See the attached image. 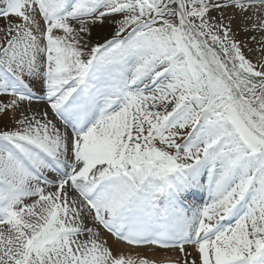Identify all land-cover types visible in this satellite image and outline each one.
Segmentation results:
<instances>
[{
  "label": "snow or ice",
  "instance_id": "snow-or-ice-1",
  "mask_svg": "<svg viewBox=\"0 0 264 264\" xmlns=\"http://www.w3.org/2000/svg\"><path fill=\"white\" fill-rule=\"evenodd\" d=\"M237 17L264 51V0H0V264H157L103 232L264 264V63Z\"/></svg>",
  "mask_w": 264,
  "mask_h": 264
},
{
  "label": "rangeland",
  "instance_id": "rangeland-1",
  "mask_svg": "<svg viewBox=\"0 0 264 264\" xmlns=\"http://www.w3.org/2000/svg\"><path fill=\"white\" fill-rule=\"evenodd\" d=\"M211 15L215 16L217 18L220 17V14H215L213 12L211 13ZM224 15L227 17L226 12H224ZM238 18L239 17H237L235 19V21H233L234 25L238 26L241 23V21H239ZM10 19H11V22H13V23L20 22L18 20V18H16V17H11ZM8 23H9V21L6 20L5 18H0V29L7 28ZM244 23L250 25L251 22L247 21ZM241 26L242 25H239V27H241ZM111 30H112V26L107 21L105 22V24L103 26L97 25L93 30V37H92L93 42H95V40L98 37L103 36V35H107ZM234 30H235L234 37H235V39H237L240 42L243 53L246 56V58L253 61L254 63H264V51H261V46L259 43V41L261 40V34L257 33V32L250 31V30L248 31V33L245 34L244 33L245 31L242 28L241 29L240 28H234ZM3 36H4L3 31H0V39H3ZM252 37H256V39L253 40V39H251ZM246 41H248L249 43H252L254 41V43L257 44L256 48H258V49L249 50L248 48H244ZM0 100L7 101V97L0 96ZM32 107H34V106H32ZM23 108H25V107H23ZM32 110L35 111V108ZM40 110H42V109H40ZM6 118H7V115H6ZM0 120H2V119L0 118ZM7 121H10L9 118H7ZM105 236L106 235L103 233L102 238L106 239ZM107 238H109V237L107 236ZM108 245H110V244L108 243ZM159 251H168V250H159ZM187 251H192V250H191V248H189V249H187ZM148 253H154V251H150ZM178 254H179V252H178ZM168 258H173V257H168ZM157 264H160V263H157Z\"/></svg>",
  "mask_w": 264,
  "mask_h": 264
},
{
  "label": "bare ground",
  "instance_id": "bare-ground-1",
  "mask_svg": "<svg viewBox=\"0 0 264 264\" xmlns=\"http://www.w3.org/2000/svg\"><path fill=\"white\" fill-rule=\"evenodd\" d=\"M224 12H226L227 17L232 15V10L231 9H227ZM213 13L220 14V12H213ZM238 20L241 21V18L239 17ZM245 22H247V21H245ZM249 22H251V21H249ZM239 25H242V24L240 23ZM239 25L237 26V25H234V23L232 24L233 35L235 33L234 28H240V29L242 28L243 29V25L241 27H239ZM244 33L246 34V33H248V31H245ZM256 46H257V44L254 43V41L252 43H249L248 41H246L244 48H248L249 50H256V49H258V48H256ZM7 99H9V98L7 97ZM32 106H34V107H32V109L35 108L34 112L40 111V109L43 110V108H44L43 104H33ZM22 107L26 108L27 107V103L25 102V104L22 105ZM10 116H11V113H9L7 115V118H10ZM0 118L2 119V120H0V127H3V124H5V123L9 124L10 127L12 126L11 122L7 121L6 115L2 116ZM105 238H106L107 242L110 244L108 246L111 247V249H112L114 254L122 253L125 256H132V257H135V258L144 257V258H148L150 260H155L157 263H160V264H162V262L165 261L168 257L175 258L176 256L179 255L178 254V250L159 251V250H156V249H152L150 247H146V248H130V247H127V246H125L123 244L116 243L115 241H111L109 238H107V236H105ZM150 251H154V253H148Z\"/></svg>",
  "mask_w": 264,
  "mask_h": 264
}]
</instances>
